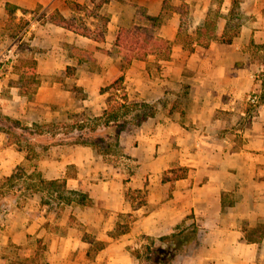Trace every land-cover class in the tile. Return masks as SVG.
Instances as JSON below:
<instances>
[{
  "label": "crops",
  "instance_id": "1",
  "mask_svg": "<svg viewBox=\"0 0 264 264\" xmlns=\"http://www.w3.org/2000/svg\"><path fill=\"white\" fill-rule=\"evenodd\" d=\"M68 1L92 6L89 0H0V7L4 12L5 2L28 10L40 5L46 14L57 10L70 17L76 13ZM126 2H132L133 22L137 5L157 15L162 0L105 3L98 10L109 18L102 41L48 20L36 28L44 40L67 34L74 44L64 45L72 49L85 50L79 45L83 40L104 49H86V59L101 63L100 70L88 71L96 86H84L88 97L73 99L65 111L87 106L99 115L105 107L107 93L100 87L120 73L121 56L112 55L110 46L126 23L117 5ZM240 10L249 17L230 43L214 40L192 51L174 45L170 58L159 60V75L149 72L145 61H132L124 74L129 99L157 109L120 134L115 154L71 143L37 147L42 176L65 179L68 190L86 193L93 204L63 203L55 193L43 204V192L23 191L0 213V264H136L130 248L140 246L142 235L168 234L184 219L199 223L201 232L173 264H264V99L256 107L248 102L251 92L261 94L255 73L264 65L246 51L251 42L264 43V0H243ZM42 89L34 93L36 103L52 101L53 94L44 96ZM162 99L169 108L160 107ZM6 140L0 132V179L17 165L31 172L34 162ZM178 166L187 168L184 177L162 181L166 170ZM188 214L193 218L186 219ZM117 224L129 228L113 237ZM7 247L18 252L9 257Z\"/></svg>",
  "mask_w": 264,
  "mask_h": 264
},
{
  "label": "trees",
  "instance_id": "2",
  "mask_svg": "<svg viewBox=\"0 0 264 264\" xmlns=\"http://www.w3.org/2000/svg\"><path fill=\"white\" fill-rule=\"evenodd\" d=\"M89 1L92 3L91 7L76 1L67 2L73 13H82V16L71 15L70 17H65L57 10H54L49 14H45L46 20L79 35L102 41L109 18L106 13H100L98 10L110 0ZM171 1L162 0L161 9L157 15H150L146 7L137 5L132 24L128 27L120 26L118 28L113 45L121 56L119 63L120 73L107 85L100 87V93H107V96L105 98L106 105L99 115L86 116L83 112H68L66 120L33 121L28 125L20 119L0 111V132L6 135V143L14 146L16 150L24 152L25 158L34 162V169L31 172L27 173L23 165H17L9 175L0 179V213L8 208L12 199L22 194L25 190L43 192L46 195L42 198L43 204L49 203L50 195L53 193H55V198L63 201V203H70L75 200L82 206L93 204L86 193L68 190L65 179H45L42 176V173L36 168L37 147L45 149L49 145L56 143L88 145L99 154L106 156L117 150L120 134L130 124L139 125L156 113V108L153 104L145 101H131L129 99L124 84V74L132 61L146 60L150 54L162 60L170 58L171 41L159 35L157 30L162 24V12L170 6ZM242 1H230L227 12L223 14L225 24L219 37L215 32V28L218 15L221 13L222 0L216 1L217 5L212 13L210 11L206 13L205 18L196 27L192 37L184 31L187 5L180 0L178 6L171 7L179 13L176 37L183 35V46H186L188 51H192L194 45L207 47L214 40L230 43L239 35L243 23V14L240 10ZM17 9L22 12L29 11L14 3L5 2L4 12L8 20L14 19ZM213 15H216V17L214 18ZM92 16L96 20L91 22L92 25H90L84 19ZM251 45L264 47V43L256 44L251 42ZM73 48L79 50L77 47ZM79 52L86 53L88 51L81 49ZM75 57L78 63L84 60V57L79 54ZM18 62L22 63V66L18 65L19 68H22L17 79L19 94L30 97L36 92L40 84L37 73V61L34 57H29L26 60H18ZM260 80L262 90L261 94L258 95L259 101L264 99V76ZM71 90L78 98L86 96L79 85H73ZM60 129L66 134L68 140L54 139L55 134ZM186 173L187 168L183 166L170 168L164 172L162 181L181 178ZM189 218H193V215L188 214L186 219ZM128 228V225L117 224L112 236L123 233ZM200 232L201 225L199 223L192 220L186 224L184 219L168 234L158 237L142 235V243L139 247L130 248V253L137 260L136 264H173L176 258L186 251L189 244L198 240Z\"/></svg>",
  "mask_w": 264,
  "mask_h": 264
},
{
  "label": "rangeland",
  "instance_id": "3",
  "mask_svg": "<svg viewBox=\"0 0 264 264\" xmlns=\"http://www.w3.org/2000/svg\"><path fill=\"white\" fill-rule=\"evenodd\" d=\"M122 1L124 2L125 0ZM136 1L145 2V0ZM216 1L217 0H182V2L187 5V14L184 22V31L186 34H189L192 37L194 36L196 27L203 21L206 13L208 11L211 13L214 11L215 6L217 5ZM230 1L231 0H222L221 13L218 15L215 28L217 36L220 34L223 25L225 24L223 14L227 12L230 6ZM126 3L127 4H118L116 11L121 16V19L125 20L126 23L124 26L128 27L132 24V17H130V14L132 13V2ZM179 3L180 0H172L170 2V6L163 10L162 24L157 31L158 34L164 36L166 34L172 35L170 38L171 49L174 48V45H180L184 50H186L187 48L186 46H183L184 44L182 42L183 35L181 34L176 37L179 25V13L171 8L172 6H178ZM41 7L42 6L39 5L26 12L16 10L15 17L12 20H8L7 15L1 11L2 7H0V111L6 115L20 119L23 123L28 125H30L33 121L42 122L66 120L68 112H83L86 116H93L94 113L88 109L87 106L85 109L78 112L65 111L62 108L69 105L75 98L78 101L81 100L76 97L75 93L71 90L73 85L79 83L83 90L84 86L89 89L96 86L94 85L96 83L92 81L91 76L88 77V71H92L94 67H97V71L100 70L102 67L99 64L101 63H94L91 59H86L88 58V52L80 53L77 49L65 46L64 42L74 44L73 39H71V37L68 39L67 34L62 35L60 33L59 37L47 40H44L41 36H39L36 33V28L40 25L44 27L47 23L45 22V14L47 11ZM80 14L82 13H76L74 15L77 17L82 16ZM213 17L215 18L216 15H213ZM243 17L244 22L249 16L243 13ZM84 20L87 23L95 22V18L91 17H86ZM79 45L86 48L88 51L92 50L93 47L97 48L100 52L104 50L103 47L92 43L87 44L84 40L82 43H79ZM110 47L112 55L117 53L116 47L113 45ZM246 51L251 52L253 58L264 64V47L261 48L255 45H247ZM72 54H79L83 56V62L76 63V61L71 58ZM29 57L37 59V73L40 79L39 87L43 88L42 91L44 96L53 94L51 96L52 101L50 102L42 101L40 103H36L34 94L30 97L19 94L17 79L22 68H19L18 65L22 66V63L20 64L18 60H26ZM51 59L53 61H51ZM159 60L162 59L156 58L152 54L148 55L146 60H143L146 62V69L153 75H159L162 73L163 63L159 62ZM51 68H53L52 73L49 72ZM255 75L256 79L260 80V78L264 76V67L260 72L255 73ZM85 92L86 97H88V92L86 90ZM252 93L253 92L250 94ZM257 94L259 95V93ZM165 102L168 103L166 99H162L160 102V107L163 109L164 107L166 109L169 108V105H167V103L165 104ZM249 104L251 103L249 102ZM153 105L156 108V104ZM91 106L95 107L96 102L91 103ZM130 126H132V124H130L129 127ZM60 130L57 131L54 139L68 140L66 134ZM47 137H49V135H47ZM115 153L116 151L112 154ZM17 252L18 250H15L12 247L6 248V255L9 257L15 256Z\"/></svg>",
  "mask_w": 264,
  "mask_h": 264
},
{
  "label": "built area",
  "instance_id": "4",
  "mask_svg": "<svg viewBox=\"0 0 264 264\" xmlns=\"http://www.w3.org/2000/svg\"><path fill=\"white\" fill-rule=\"evenodd\" d=\"M248 100L249 102L253 105L256 106L259 103V99H258V94L257 92H253L252 94H249L248 96Z\"/></svg>",
  "mask_w": 264,
  "mask_h": 264
}]
</instances>
